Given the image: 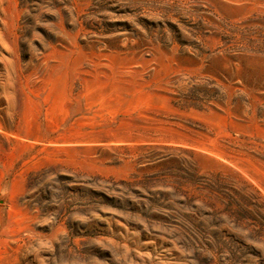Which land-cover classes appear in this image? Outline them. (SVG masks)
I'll list each match as a JSON object with an SVG mask.
<instances>
[{
    "label": "rangeland",
    "instance_id": "1",
    "mask_svg": "<svg viewBox=\"0 0 264 264\" xmlns=\"http://www.w3.org/2000/svg\"><path fill=\"white\" fill-rule=\"evenodd\" d=\"M0 264H264V0H0Z\"/></svg>",
    "mask_w": 264,
    "mask_h": 264
}]
</instances>
